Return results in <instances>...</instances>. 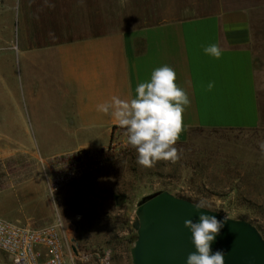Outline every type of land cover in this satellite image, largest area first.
<instances>
[{
	"label": "crops",
	"instance_id": "obj_1",
	"mask_svg": "<svg viewBox=\"0 0 264 264\" xmlns=\"http://www.w3.org/2000/svg\"><path fill=\"white\" fill-rule=\"evenodd\" d=\"M12 9L15 45L7 48L26 68L25 104H2L0 93V157L33 156L28 125L53 153L43 160L103 150L121 126L114 109L105 114L98 105L134 99L164 65L191 100L177 143L197 129H264V0H15ZM210 44L223 50L220 59L204 53ZM38 68L54 90L34 85L42 82L33 78ZM14 185L30 204L34 183ZM29 206L32 215L14 221L44 227L48 214Z\"/></svg>",
	"mask_w": 264,
	"mask_h": 264
},
{
	"label": "rangeland",
	"instance_id": "obj_2",
	"mask_svg": "<svg viewBox=\"0 0 264 264\" xmlns=\"http://www.w3.org/2000/svg\"><path fill=\"white\" fill-rule=\"evenodd\" d=\"M14 2H0V14L7 16L1 19L7 27L2 25L0 30V93L2 104L17 100L24 110L26 68L12 48ZM9 44L11 48H7ZM41 69L37 73L33 70V78L42 80L34 85L44 91L54 90L56 87L48 86ZM26 132L32 140V157H0V217L11 222L30 217L29 205L38 204L41 213L48 214L40 226H58L63 231L72 264H133L131 250L137 238L133 228L137 205L157 192H166L192 204L204 201V209L250 224L264 240V150L260 147L264 129L193 130L186 141L175 144L179 155L175 164L160 161L152 168L137 164V153L128 144L126 129H116L106 148L86 152L88 164L95 165L93 169L55 188L53 193L48 182L54 188L57 176L71 172L74 156L43 160L40 156L53 154L40 148L43 132L31 130L29 125ZM18 171H26L34 179H20ZM28 180L35 187L30 204H26V197L14 187ZM119 196L123 197L121 205L116 204Z\"/></svg>",
	"mask_w": 264,
	"mask_h": 264
},
{
	"label": "clouds",
	"instance_id": "obj_3",
	"mask_svg": "<svg viewBox=\"0 0 264 264\" xmlns=\"http://www.w3.org/2000/svg\"><path fill=\"white\" fill-rule=\"evenodd\" d=\"M203 51L220 59L223 50L217 44H210L204 46ZM176 79L175 70L164 65L152 71L148 82L138 84L134 99L125 101L114 97L112 103L98 105V111L105 114L114 109L111 114L126 129L128 144L135 149L136 162L142 168H152L160 161L175 164L179 159L175 144L183 131V113L191 105V100L177 85ZM213 87V83H208L209 91ZM260 147L264 150V142ZM193 207L204 209L206 204L199 201ZM226 220V217L220 220L214 215L201 214L198 222L184 221L195 248L187 255L186 264H224L225 252H212L211 244Z\"/></svg>",
	"mask_w": 264,
	"mask_h": 264
},
{
	"label": "water",
	"instance_id": "obj_4",
	"mask_svg": "<svg viewBox=\"0 0 264 264\" xmlns=\"http://www.w3.org/2000/svg\"><path fill=\"white\" fill-rule=\"evenodd\" d=\"M123 197L116 198L121 205ZM194 204L166 192H157L138 203L133 228L137 238L131 250L133 264H186V257L194 252L191 233L185 220L198 222L201 214H220L195 209ZM212 252H225L224 264H264V240L257 230L243 221L228 219L211 244ZM72 251L76 249L72 246Z\"/></svg>",
	"mask_w": 264,
	"mask_h": 264
},
{
	"label": "built area",
	"instance_id": "obj_5",
	"mask_svg": "<svg viewBox=\"0 0 264 264\" xmlns=\"http://www.w3.org/2000/svg\"><path fill=\"white\" fill-rule=\"evenodd\" d=\"M86 152L79 151L72 154L73 170L57 176L54 188L49 181L50 193L93 169L95 165L88 164ZM0 254L2 255L0 264H72L68 241L58 226L32 228L2 217H0Z\"/></svg>",
	"mask_w": 264,
	"mask_h": 264
},
{
	"label": "trees",
	"instance_id": "obj_6",
	"mask_svg": "<svg viewBox=\"0 0 264 264\" xmlns=\"http://www.w3.org/2000/svg\"><path fill=\"white\" fill-rule=\"evenodd\" d=\"M114 129H115V128H114ZM119 129H124V128L120 127Z\"/></svg>",
	"mask_w": 264,
	"mask_h": 264
},
{
	"label": "flooded vegetation",
	"instance_id": "obj_7",
	"mask_svg": "<svg viewBox=\"0 0 264 264\" xmlns=\"http://www.w3.org/2000/svg\"><path fill=\"white\" fill-rule=\"evenodd\" d=\"M139 209V207H137V210Z\"/></svg>",
	"mask_w": 264,
	"mask_h": 264
}]
</instances>
